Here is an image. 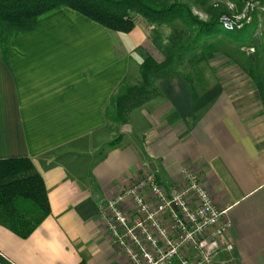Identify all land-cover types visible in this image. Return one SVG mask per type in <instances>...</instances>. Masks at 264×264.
Wrapping results in <instances>:
<instances>
[{
    "label": "crops",
    "instance_id": "0c3cea01",
    "mask_svg": "<svg viewBox=\"0 0 264 264\" xmlns=\"http://www.w3.org/2000/svg\"><path fill=\"white\" fill-rule=\"evenodd\" d=\"M128 32L70 6L0 44V158L30 157L44 177L50 213L27 236L0 221V264H133L103 219L107 199L143 166L166 185L198 170L232 222V250L209 264H264V106L254 81L182 73L158 78V94L125 122L106 109L120 83L142 80L145 52L168 51L167 23L136 13ZM156 30L155 38L149 27ZM253 80V79H252Z\"/></svg>",
    "mask_w": 264,
    "mask_h": 264
},
{
    "label": "trees",
    "instance_id": "16d2710c",
    "mask_svg": "<svg viewBox=\"0 0 264 264\" xmlns=\"http://www.w3.org/2000/svg\"><path fill=\"white\" fill-rule=\"evenodd\" d=\"M195 1L204 4L208 0ZM62 6H70L109 28L125 32L135 27V13L156 23L178 18L190 30H195L191 41L178 44L179 50L171 48L162 61L145 52L140 64L142 80L130 83L124 79L109 101L106 112L114 121L125 122L134 107L158 94L156 80L182 73L179 65L185 54L197 49L195 55L200 59L222 48L251 76L264 106V52L257 47L248 53L240 49L241 45H253L255 41L250 36L240 37L237 30L222 28L219 15L210 19L200 17L186 0H0V44L4 51L7 53L13 36L34 29L42 16ZM218 34L238 46L226 44L224 39L206 40ZM50 211L47 186L33 160L27 156L0 158V221L27 236Z\"/></svg>",
    "mask_w": 264,
    "mask_h": 264
},
{
    "label": "built area",
    "instance_id": "2783aa9c",
    "mask_svg": "<svg viewBox=\"0 0 264 264\" xmlns=\"http://www.w3.org/2000/svg\"><path fill=\"white\" fill-rule=\"evenodd\" d=\"M229 8L219 14L223 28L242 29L254 22L257 31L264 27V0H245L241 7L230 3ZM101 217L133 264H209L235 245L226 209L192 167L166 185L150 165L143 166L107 199Z\"/></svg>",
    "mask_w": 264,
    "mask_h": 264
},
{
    "label": "rangeland",
    "instance_id": "374dc122",
    "mask_svg": "<svg viewBox=\"0 0 264 264\" xmlns=\"http://www.w3.org/2000/svg\"><path fill=\"white\" fill-rule=\"evenodd\" d=\"M186 1H188L192 6L194 13L204 19L213 18L214 16L219 15L220 11L229 10L230 3L235 4V7H241L245 2L242 0H208L202 4L196 2L195 0ZM256 24L254 22L252 26L250 25L245 26L242 29H236L240 37L250 36L255 41L253 45L244 44L240 46V49L245 50L247 53L255 51L256 47L264 52V27H262L260 31H257L258 25ZM156 30L157 29H154L153 27H149L150 35L153 39H156ZM164 34L168 39L165 42H159L158 46L162 50H167L168 48H175V50H179L178 44L181 42L191 41L195 35V30H190L180 19L177 18L172 21V23L168 24V28L165 30ZM223 39L226 44L234 47H236V45L238 46L235 41L222 38L219 34L217 36H208L206 38L207 41ZM220 47H225V45L220 44ZM197 51L198 49L189 51L185 54L181 64L179 65L180 70L184 73L195 79H197L200 72L203 73L209 80H214L216 77L223 78L228 81L227 83L230 84L231 88L234 90H237V88L241 85L250 88L253 84L251 76L243 70L239 64L232 60L222 48L214 50L211 56H208L207 58L202 57L200 59L197 55H195V52Z\"/></svg>",
    "mask_w": 264,
    "mask_h": 264
}]
</instances>
